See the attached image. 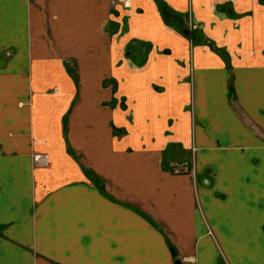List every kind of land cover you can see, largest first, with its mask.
Masks as SVG:
<instances>
[{
	"label": "crops",
	"instance_id": "1",
	"mask_svg": "<svg viewBox=\"0 0 264 264\" xmlns=\"http://www.w3.org/2000/svg\"><path fill=\"white\" fill-rule=\"evenodd\" d=\"M171 248L264 264V0H0V264Z\"/></svg>",
	"mask_w": 264,
	"mask_h": 264
},
{
	"label": "water",
	"instance_id": "2",
	"mask_svg": "<svg viewBox=\"0 0 264 264\" xmlns=\"http://www.w3.org/2000/svg\"><path fill=\"white\" fill-rule=\"evenodd\" d=\"M171 253H172L173 257L176 258L175 264H183L182 260L177 257V252L175 251L174 248H171Z\"/></svg>",
	"mask_w": 264,
	"mask_h": 264
},
{
	"label": "trees",
	"instance_id": "3",
	"mask_svg": "<svg viewBox=\"0 0 264 264\" xmlns=\"http://www.w3.org/2000/svg\"><path fill=\"white\" fill-rule=\"evenodd\" d=\"M162 11H163V13H164L166 16L168 15V10L162 8ZM179 23H180V22H179ZM180 26H181V24H180ZM185 31H187V32H189V33H191V34H193V32H191L192 30H189V28H186ZM138 65H143V63H139Z\"/></svg>",
	"mask_w": 264,
	"mask_h": 264
},
{
	"label": "rangeland",
	"instance_id": "4",
	"mask_svg": "<svg viewBox=\"0 0 264 264\" xmlns=\"http://www.w3.org/2000/svg\"><path fill=\"white\" fill-rule=\"evenodd\" d=\"M189 26H190V23L188 22L186 27L189 28ZM193 30L195 31L196 29L194 28Z\"/></svg>",
	"mask_w": 264,
	"mask_h": 264
},
{
	"label": "built area",
	"instance_id": "5",
	"mask_svg": "<svg viewBox=\"0 0 264 264\" xmlns=\"http://www.w3.org/2000/svg\"><path fill=\"white\" fill-rule=\"evenodd\" d=\"M194 27H195V26H193V28H194ZM193 28H191V29H193ZM191 29H190V30H191Z\"/></svg>",
	"mask_w": 264,
	"mask_h": 264
}]
</instances>
